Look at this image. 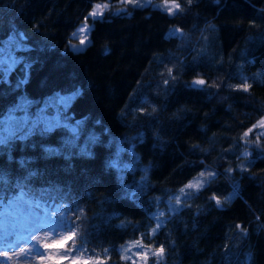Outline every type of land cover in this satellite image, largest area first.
I'll list each match as a JSON object with an SVG mask.
<instances>
[{
	"label": "trees",
	"instance_id": "1",
	"mask_svg": "<svg viewBox=\"0 0 264 264\" xmlns=\"http://www.w3.org/2000/svg\"><path fill=\"white\" fill-rule=\"evenodd\" d=\"M117 1L109 0L114 8ZM92 3L0 0L1 128L20 98L42 103L77 92L52 127L0 138V218L18 200L39 205L53 235L79 225L70 257L107 264H133L122 256L139 237L166 249L149 264H264V229L257 228L264 223V159L249 164L240 156L243 133L264 117V0H181L185 11L175 16L151 4L129 6L131 15L113 9L93 24L85 50H67ZM172 27L183 35H168ZM241 73L249 93L234 87ZM196 78L210 87L185 83ZM240 163L250 171H226ZM209 169L217 176L203 189L187 192L173 213L163 208ZM234 183L231 202L218 208L209 200L228 196ZM74 212L79 219L71 221ZM160 212L166 218L152 235ZM240 222L249 229L242 238L234 228Z\"/></svg>",
	"mask_w": 264,
	"mask_h": 264
},
{
	"label": "snow or ice",
	"instance_id": "2",
	"mask_svg": "<svg viewBox=\"0 0 264 264\" xmlns=\"http://www.w3.org/2000/svg\"><path fill=\"white\" fill-rule=\"evenodd\" d=\"M119 4L123 7H115L109 3V0H93V3L90 7V10L88 11L87 15H85L82 19V22L78 25L75 31L70 33V38L68 39L65 47L67 50H71L74 53L82 52V50H85L86 47L90 44L91 41V29L93 27V24L98 20H102L106 12L108 14H112L113 9L117 14L125 13L126 15H131L130 12H127V9L129 6L133 7H140L141 6V0H118ZM194 2V0H187V3L190 5ZM214 2L218 3V0H214ZM160 7L165 11L166 15L175 16L179 13H182L185 11L183 4L181 3V0H161ZM262 13H264V9H260ZM91 21V22H90ZM34 28L39 27V23H36L33 25ZM169 35L174 37H179L183 35V29L182 28H173L170 30ZM72 38H76L77 42L73 43ZM107 51V50H106ZM171 72V69L168 70ZM175 77H172L173 82H175ZM241 79L242 83H239L235 85V89L239 91H243L245 93H249L252 84L247 82V78L243 76L241 73ZM164 84H168L169 80L165 79L163 81ZM186 84H189L191 87L196 88L198 90H204L206 87H210L208 85V81L204 78H196L193 81L185 82ZM218 87V85H216ZM229 87H233V85H229ZM153 111H155V107L153 106ZM140 111L147 112L146 109H141ZM259 130V131H258ZM250 137H254L253 139H250ZM262 137H264V117H261L259 120H257L255 123L251 125L245 131L241 137V139L244 141V150L241 152L240 156L243 158L244 161H248L249 164L254 159H264V141H262ZM193 147H196L195 145ZM249 148H254L257 153H259V156H254L253 151H250ZM237 169L243 173L245 171H250L249 168L245 167L244 163H240L237 165L236 168H228L226 171L228 173H233L237 171ZM217 176L216 172H204L201 171L198 173V178H194L192 181H189L185 185L184 188L180 189V194L184 195L185 198H187V191L186 190H195L199 191L204 188L206 182H210V180L214 179ZM148 177L147 171H145V174L141 177V180H145ZM233 191L226 197H222L221 195H217L216 193H213L211 197H209V200L211 202H214L215 206L218 208L221 207L225 201L231 202L232 198L235 197L238 194L239 191V185L234 183L232 185ZM169 204L173 205L172 209L175 211V205L181 204L180 196H170L169 198ZM21 200H18L12 204L9 205L8 208L12 209L10 213H8V216H6L2 228H0V258H3L6 261L12 262V264H16L13 258L15 257H22L26 254L30 253L33 250V247H40L42 242V247L45 250H49L46 252V254H41L37 256L38 264H107L106 260H101L100 258H81L83 256V253H81L78 256L70 257V254L77 251L74 245V241L77 239L78 232L77 228L79 225L72 223L70 224L68 230H66V233L62 236H59L57 239L48 242V241H42V237L40 235H37L36 233L42 232V222L37 219L32 223V228H35V232H32L31 235L27 238L28 242L25 245H20V240L23 239L22 236L18 234V227L21 225L19 224V221L16 219V217H25L24 209L22 207ZM24 204H29L28 201H23ZM39 205H37L38 207ZM66 209L68 206H64ZM6 212H8V209H5ZM82 211L79 209V212ZM57 213L52 212L49 215L55 216ZM61 216L64 215L63 212L60 213ZM165 215V213L160 212L158 217H154L156 220L155 227L151 229L152 235H155L156 232L162 227V223L160 218H162ZM8 217H11L10 219ZM71 221L74 219H79L78 215H74L70 217ZM63 223V222H62ZM83 223V222H82ZM123 224V221H122ZM234 228L238 230L241 234V238L245 236L249 229L245 225L244 222H240L234 225ZM257 228L264 229V223H258ZM30 230V229H29ZM34 240L37 242L36 245H33L31 241ZM73 242V247H69V243ZM142 245V238L140 240H137L134 242L133 246H140ZM18 250H13L14 248H17ZM149 247L150 246H144L143 250L137 252V256L139 257V264H149L150 256H149ZM231 247L227 248L226 250L230 249ZM52 249H56L58 251H63L64 255H54L51 251ZM107 251V250H105ZM152 256L156 257L157 260H160L163 258V256L166 253V249L163 245L159 247H151ZM122 259L128 260L129 257L127 254L122 256ZM133 264H137L136 261L133 262Z\"/></svg>",
	"mask_w": 264,
	"mask_h": 264
},
{
	"label": "rangeland",
	"instance_id": "3",
	"mask_svg": "<svg viewBox=\"0 0 264 264\" xmlns=\"http://www.w3.org/2000/svg\"><path fill=\"white\" fill-rule=\"evenodd\" d=\"M160 2L161 0H141V5L151 4L153 6H157L161 8ZM116 3H118L119 5L118 7H123L122 5L119 4L118 1ZM173 28H178V27H172L171 29ZM171 29H169L167 33L168 35ZM76 42L77 39L73 38V43ZM76 93H77L76 91H71L68 93L57 92L45 98L42 103H41L42 98H31V97H25L24 99L20 98L21 100L18 103V107H17L18 111L7 121L4 128H1L2 125L0 126V138L5 139L13 135L16 131L18 130L20 131L25 127H34V128H39L40 130L41 129L45 130L46 128L52 127L53 122L55 121V119H57L60 110L73 100ZM204 172H216V171L214 169H209ZM194 178H198V175L188 180L183 186H181L178 189L177 193L174 195V196H180L181 199V204L175 205L176 210L182 206L184 201L182 199L184 195L180 194V189L184 188L185 185L189 183V181H192ZM186 191L190 192L191 190H186ZM22 207L24 209L25 217L23 218L16 217V219L19 221V224L21 225L18 228L22 229L20 236H22L23 239L20 240V245L26 246L28 242L27 238L31 235L32 232H35V228H32V223L37 219H39V221L42 222L43 231L38 232L36 234L42 237V241L49 242L53 239H57L59 235H61L60 231L58 232V234L55 233L53 235L52 234L53 232L50 230L49 226L43 223L45 214L40 207L30 204H24L23 202H22ZM172 207L173 205H170L169 203L166 206H163V208L173 213L174 211L171 210ZM6 216H8V213L4 217L0 218V228H2ZM8 218L10 219L11 217ZM165 218L166 216L160 219L161 223L164 221ZM141 238L142 237L127 241L125 245L127 250L126 252H124V254H127L131 259L137 261L138 263H139V257L137 256V252L143 249L141 245L133 246V244L135 241L140 240ZM31 243L33 245L37 244V242L34 240H32ZM143 244L144 246H150L149 256L152 255L151 247H155V246L151 244H147L146 241L142 238V245ZM121 249L123 250V245L121 246ZM13 250H18V246ZM38 255H41L39 247L38 248L33 247V250L30 253L22 257H15L13 259L16 262V264H37ZM0 264H12V262L0 258Z\"/></svg>",
	"mask_w": 264,
	"mask_h": 264
}]
</instances>
